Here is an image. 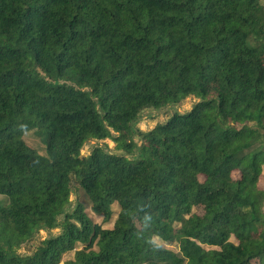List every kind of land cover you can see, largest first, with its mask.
<instances>
[{
    "label": "trees",
    "instance_id": "obj_1",
    "mask_svg": "<svg viewBox=\"0 0 264 264\" xmlns=\"http://www.w3.org/2000/svg\"><path fill=\"white\" fill-rule=\"evenodd\" d=\"M263 169L260 0H0V264H264Z\"/></svg>",
    "mask_w": 264,
    "mask_h": 264
},
{
    "label": "rangeland",
    "instance_id": "obj_2",
    "mask_svg": "<svg viewBox=\"0 0 264 264\" xmlns=\"http://www.w3.org/2000/svg\"><path fill=\"white\" fill-rule=\"evenodd\" d=\"M261 4L264 6V0H260ZM200 99L196 96H189L182 100L180 103L177 104H171L166 107L156 109V108H146L144 109L139 117L134 122V129L137 131L139 129L141 130H151L153 129L157 124L165 123L169 120V118L176 112L179 113H185L190 111L194 104L197 103ZM24 140L27 142V144L33 148L39 151L42 154H46V146L42 142L40 136L36 132V130L27 128L25 129V132L23 134ZM136 141L140 143V137L136 135L135 137ZM102 146L105 148V150L112 152V153H120L121 151L116 148V143L111 140L110 138L104 139V140H97V139H91L89 140L82 149V155H88L95 146ZM235 177L239 176V172L234 173ZM203 180V177H201ZM260 188L264 189V169L262 173V177L260 180ZM72 194H71V203L67 207L68 210H73V208L77 205L79 201H83L87 206V211L89 215L94 219V221L98 223H102L104 227L106 228H112L114 226L115 221L118 218L120 207L117 204L113 205V214L111 218L107 221L104 220V216L95 213L92 208L89 199L83 192V190H79L77 182H72ZM0 201L6 202L7 198L4 195H0ZM194 211L198 213H203L202 207H195ZM61 231L60 228L51 229V230H41L35 237L34 240L27 243L22 249L21 252L27 253L31 251L33 248L37 247V245L40 243V241L46 237L55 236L59 234ZM232 240L239 242L237 238L234 236L231 237ZM156 240L160 243L165 244L168 247L177 249V245H171L164 243L159 237H156ZM74 256V252H69L64 256V259H71ZM61 264H65V261H63ZM254 264H260V262L255 261Z\"/></svg>",
    "mask_w": 264,
    "mask_h": 264
}]
</instances>
